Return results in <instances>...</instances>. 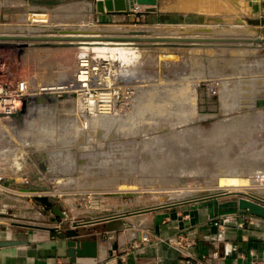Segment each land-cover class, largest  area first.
<instances>
[{"label":"rangeland","instance_id":"374dc122","mask_svg":"<svg viewBox=\"0 0 264 264\" xmlns=\"http://www.w3.org/2000/svg\"><path fill=\"white\" fill-rule=\"evenodd\" d=\"M96 1L0 0V34L8 31L32 38L42 35L45 28H114L153 31L159 38H172L177 33L184 38L205 35L216 39L198 45L141 41L137 45L138 59L131 64L70 43L0 41L3 82L25 81L32 91L63 85V97L39 98L16 116L0 117V223L14 227L53 224V210L36 202L27 187L46 188L42 175L36 179L30 176L39 162L35 163L33 156L58 152L54 144L58 139L63 141V203L75 205L68 208L73 210L69 218L75 225L89 224L101 216V210L93 208L98 200L105 201L108 210L125 207L127 212L183 207L200 198L239 201L248 192L264 193L258 187L264 181V107H254L264 94L260 87L264 81V0H209L213 4L209 12L199 9L208 0H194V7L189 6L192 0H158L156 7L137 6L135 2L128 12L137 17L117 24L102 20L107 19L102 18L106 14L97 13ZM36 10L47 15L40 17L46 22L32 21L31 14ZM220 30L231 35L232 31H250L251 36L235 35L237 32L234 37L229 33L226 36ZM255 38L262 42L256 44ZM83 62L87 68H82ZM82 70L92 73L95 80L107 81L106 87L119 93L114 96L116 107L108 115L124 121L133 117L128 121L133 125L122 136L108 138L118 131L96 127L94 121L96 115L107 114L94 116L84 108L86 102L78 89ZM246 84H253L254 90L243 95ZM225 90L230 93L228 101H223ZM229 105L232 108L224 111L223 107ZM139 106L148 112L134 118ZM241 118H249L251 123L228 128ZM236 166L240 174L237 176V172L236 177L244 188L233 192L228 187L216 188L222 178H230L229 170ZM51 199L55 203L60 200ZM174 204L177 206H171ZM108 215L103 212L102 216ZM69 224L65 222L63 228Z\"/></svg>","mask_w":264,"mask_h":264},{"label":"crops","instance_id":"0c3cea01","mask_svg":"<svg viewBox=\"0 0 264 264\" xmlns=\"http://www.w3.org/2000/svg\"><path fill=\"white\" fill-rule=\"evenodd\" d=\"M135 17L129 12L106 14L102 18L107 19L102 20L117 24ZM57 141L54 144L60 149L58 152L46 151L47 167L42 171L35 165L30 176H43L45 194L60 199L55 206L61 207L65 217L52 209V225L14 227L0 223V241L18 243L0 248V264H264V219L240 214L239 201L233 198L201 200L107 222L102 221L106 217L103 212L112 216L117 211L106 209L105 201L98 200L93 208H99L101 216L89 224L73 227L69 218L73 210L68 208L75 205L63 203V141ZM124 210L121 207L119 211ZM68 221L70 226L64 229ZM217 222L221 229L215 225ZM70 230L77 231L78 237L68 234ZM144 235L150 242H142ZM183 235L195 240L196 245L190 250L193 258L166 242ZM72 241L97 242V257L89 256L90 247L71 256V251H77L69 247Z\"/></svg>","mask_w":264,"mask_h":264},{"label":"bare ground","instance_id":"6f19581e","mask_svg":"<svg viewBox=\"0 0 264 264\" xmlns=\"http://www.w3.org/2000/svg\"><path fill=\"white\" fill-rule=\"evenodd\" d=\"M136 2V4H138L137 6H140L141 4H139V3H137V1H135ZM211 2V1H210ZM210 2H209V0H208V2H203V5H201V7L199 8L200 10H203V11H212L213 10V8H212V6H213V4H212V2H211V4H210ZM196 4H195V2H194V0H192L191 1V4L189 5L190 7L192 6V7H194ZM135 6V5H134ZM135 8V7H134ZM222 10V9H221ZM215 11V10H214ZM43 12V11H42ZM215 12H217V11H215ZM32 16H33V18H32V21H40L41 23L43 22L44 23V21L46 22V19H44L45 18V16H47L45 13H41L40 11H35V12H32V14H31ZM44 17V18H40V17ZM35 17V18H34ZM36 17H39V18H36ZM29 18V17H28ZM41 30H43V29H41ZM185 30V29H184ZM188 30V29H187ZM150 31V30H149ZM221 31V33H222V35H226L227 36V33H229L230 34V36H232L233 34H235L236 32V34L235 35H239L240 33L242 34L243 33V35H245V36H251L250 34H248V33H250V31H248V32H245V31H240V32H238V31H232V35H231V33H230V31H226V30H220ZM219 31V32H220ZM8 31H2L1 32V34H0V37H28V36H20V35H18V36H16V35H14V34H8L7 33ZM22 32V31H21ZM40 32V31H39ZM42 33V35H38V36H35V37H39L41 40H45L44 41V43H51V42H55V43H57V44H64V45H66L67 43H70V44H72V45H79V46H81L80 48L81 49H83V50H93V52H97V54H98V56H102V57H107V56H109V57H111L113 60L115 59L116 60V58L117 59H119V60H121V61H123V62H125V63H129V64H131L135 59H138L137 57H138V52H139V50H140V48L139 47H137V45H141V41H145V43H147L146 41H149L150 39H158L159 37H154V35H153V31H150V32H148L149 33V35H142V34H139L140 32H143L142 30H122V29H114V28H112V29H110V28H108V29H96V30H55L54 31V29L53 30H46V28H45V30H43V31H41ZM155 32V31H154ZM167 32V35L170 33L169 31H166ZM169 32V33H168ZM218 31H216L215 33H217ZM16 33H18V32H16ZM157 34L159 33V32H156ZM214 33V32H213ZM212 33V34H213ZM215 33L213 34V35H215ZM155 34V33H154ZM156 34V35H157ZM160 34H161V32H160ZM163 34H164V30H163ZM166 34V33H165ZM165 34H164V36H165ZM205 34V33H204ZM203 34V35H204ZM209 34H210V32H209ZM211 34V35H212ZM32 35V34H31ZM153 35V36H152ZM159 35V34H158ZM173 34H171V36H172ZM175 35H177V33L175 34ZM174 35V36H175ZM179 35V34H178ZM173 36L171 39H193V40H200V41H203V40H214V39H216V36L215 37H213V39H212V37L211 38H209V36H208V38H207V36H201V38H199V37H195V36H193L192 38H187V36H186V38H184V37H182V36ZM201 35H202V33H201ZM212 35V36H213ZM33 36V37H34ZM169 36V35H168ZM197 36V35H196ZM218 36H220L219 34H218ZM229 36V37H230ZM167 37V36H166ZM224 37V36H223ZM233 37H234V35H233ZM236 37V36H235ZM238 37V36H237ZM242 37V36H241ZM244 37V36H243ZM246 37V38H247ZM160 38H162V36H160ZM164 38V37H163ZM168 38V37H167ZM170 38V37H169ZM220 39L222 38V37H219ZM218 38V39H219ZM225 38V37H224ZM249 38V37H248ZM228 39V38H227ZM229 39H232V38H229ZM237 39V38H236ZM235 39V40H236ZM19 40V42L20 41H25V40H22V39H18ZM246 40H248V39H242V40H240V41H246ZM258 40H260L259 38H255V41H256V44H257V41ZM14 41V40H13ZM238 41H239V37H238ZM250 41V40H249ZM248 41V42H249ZM252 41H253V39H252ZM15 42H16V40H15ZM212 42H214V41H212ZM212 42H204V43H212ZM149 43V42H148ZM151 43H153V42H151ZM144 44V43H143ZM156 44V43H155ZM197 45L198 44H200V43H196ZM253 44V43H252ZM68 45V44H67ZM194 45V44H193ZM216 45V44H215ZM241 51V50H240ZM83 55H85L84 53L82 54V57H84ZM139 57H140V55H139ZM260 64V63H259ZM262 68V67H261ZM264 68H262V70H263ZM258 70V69H257ZM260 71V70H259ZM112 77V76H111ZM249 84V83H248ZM254 84V83H253ZM250 85V86H248L247 84H246V88H245V86H244V89H245V91H244V89H243V91H241V96H242V92H243V95H245V94H247V90H249L250 89V91H252V89L254 90V85H256L257 86V84H254V85ZM70 85V84H69ZM264 81H263V83H261V88L263 87L264 88ZM51 86V85H50ZM242 86V85H241ZM259 87V86H258ZM257 88V87H256ZM73 89V88H72ZM241 89V88H240ZM226 91V90H225ZM228 91V90H227ZM227 91L225 92V94L223 93V96H225V97H223V101H228L229 99H231V98H229L230 97V93H227ZM247 91V92H246ZM229 92V91H228ZM237 93V92H236ZM250 93V92H249ZM238 94V93H237ZM140 97V96H139ZM229 98V99H228ZM144 100V99H143ZM142 100V101H143ZM245 100V99H244ZM139 101V100H138ZM242 102V101H241ZM245 102V101H244ZM255 102V101H254ZM141 103V102H140ZM228 103V102H227ZM145 104V103H144ZM252 104H254V103H252ZM144 106V105H143ZM156 108V107H155ZM154 108V109H155ZM232 108V106L231 105H229V106H224L223 107V110L224 111H226V112H228L230 109ZM148 109H142L140 106L138 107V109L136 108L135 109V112L133 113V116H134V118H142V117H144V116H146V113L148 112L147 111ZM151 110V109H150ZM156 110H157V108H156ZM166 110V109H165ZM155 111V110H154ZM167 111V110H166ZM159 112V111H158ZM161 112V111H160ZM163 112V111H162ZM165 112V111H164ZM173 112V111H172ZM151 113V112H150ZM95 116V115H94ZM154 116V115H153ZM246 117H248V116H246ZM133 117H128L127 119H125V121H124V119L122 120L121 118H116V117H113V116H109L108 114L107 115H105V116H101V117H99V116H97L96 115V117L94 118L95 120V125H96V127H99V128H108L107 130H109V129H116V131H118V133L119 134H117L116 136H108V138H114V137H119V136H122L123 135V133H125V131H126V129H127V127H129V126H131V125H133V123H128V121H132L133 119H132ZM146 118V117H145ZM154 118V117H153ZM152 118V119H153ZM239 118V117H238ZM155 119V118H154ZM127 123V124H126ZM249 123H251V120L249 119V118H241V119H237V120H234V122L232 121V123H231V125H227L228 126V128H229V126L230 127H232V128H237V127H239V125H243L244 127L246 126V125H248ZM98 128V129H99ZM231 128V129H232ZM105 129V130H106ZM222 129V131H223V129L224 128H221ZM221 129H220V131L219 132H222L221 131ZM227 129V127L225 126V129L224 130H226ZM97 130V129H96ZM120 130H122V131H120ZM237 130V129H236ZM113 132V131H112ZM97 133V132H96ZM100 133V132H99ZM176 134V133H175ZM99 136H100V134H98ZM102 135V134H101ZM104 136V135H103ZM173 136V135H172ZM105 138H106V136H105ZM110 138V139H111ZM99 139V138H98ZM175 138H173V140H174ZM177 139V138H176ZM183 139V138H182ZM101 139H99V141H100ZM166 140V139H165ZM178 140H179V138H178ZM102 141V140H101ZM105 141H106V139H105ZM108 141V140H107ZM218 141V140H217ZM217 141H215V142H217ZM167 142V141H166ZM158 143V142H157ZM156 143V144H157ZM177 144V143H176ZM182 144V143H181ZM216 144V143H215ZM163 145H164V142H163ZM167 145V144H166ZM174 145V144H173ZM212 145V144H211ZM158 146V145H157ZM179 146V145H178ZM168 147V146H167ZM171 146H169L168 148H170ZM174 147H176V146H174ZM180 147V146H179ZM181 147H182V145H181ZM188 147L189 146H187V149H188ZM190 147H192V146H190ZM212 147V146H211ZM152 148H154V147H152ZM162 148V147H161ZM151 149V148H150ZM173 149V148H172ZM181 149H184V147L183 148H180V150ZM190 149V148H189ZM205 149V148H204ZM203 149V150H204ZM215 149V148H214ZM159 150V149H158ZM179 150V151H180ZM182 151V150H181ZM184 151H186V150H184ZM205 151H207V150H205ZM172 152H173V150H172ZM188 151H186V153H187ZM198 152H199V149H198ZM213 152V151H212ZM211 151L209 152V153H212ZM214 153V152H213ZM171 154V153H170ZM174 154V153H173ZM172 154V155H173ZM176 155H177V153H175ZM171 155V156H172ZM180 155H181V153H180ZM183 155H184V153H183ZM183 155H182V157H183ZM213 155V154H212ZM219 155V154H218ZM221 155V154H220ZM255 154L254 153H252V157L254 156ZM155 156V155H154ZM158 156V155H157ZM169 156V155H168ZM178 156V155H177ZM185 156V155H184ZM192 156V155H191ZM195 156H197V155H195ZM203 156V155H202ZM257 156H259L258 154H257ZM218 157V156H217ZM179 158V157H178ZM201 158V157H200ZM212 158H213V156H212ZM158 159V158H157ZM161 159V158H160ZM163 159V158H162ZM166 159H167V157H166ZM171 159V158H170ZM151 160V159H150ZM165 160V159H164ZM179 160V159H178ZM240 160V159H239ZM192 161V160H191ZM199 161V160H198ZM209 161V160H208ZM220 161V160H219ZM238 161V160H237ZM150 162V161H149ZM210 162V161H209ZM208 162V163H209ZM212 162V161H211ZM235 162H236V160H235ZM239 162V161H238ZM196 163V162H195ZM231 164V163H230ZM233 164V163H232ZM231 164V165H232ZM239 164H240V162H239ZM210 165H211V163H210ZM223 165V164H222ZM158 166V165H157ZM209 166V165H208ZM215 167V166H214ZM225 167V166H224ZM238 167H241L240 165L238 166ZM237 166H236V169H231V170H229V173H231V174H228V175H231L230 176V178H228V179H221V178H219V179H221L219 182H218V184H217V186H216V188H222V187H228L229 189H231L230 191H232V190H237V189H241V187H243L244 188V186L243 185H241L242 183H240V181H239V179L236 177V173L238 172V175L237 176H239L240 174H239V171H237L239 168H238ZM244 167V166H243ZM206 168H208V167H206ZM217 168V167H216ZM226 168V167H225ZM229 168V167H228ZM238 168V169H237ZM135 169V168H134ZM195 169V168H194ZM199 169V168H198ZM201 169V168H200ZM212 169H213V167H212ZM224 169V168H223ZM193 170V169H192ZM204 170H206L205 168H203V171ZM218 171H220V170H218ZM195 172H196V170H195ZM216 172V171H215ZM221 172V171H220ZM222 172H223V170H222ZM208 173V172H207ZM225 173V172H224ZM227 174H225V175H227ZM251 174H253L252 172H251ZM251 174H249V175H251ZM216 175V174H215ZM222 175V174H221ZM243 175V174H242ZM211 176H213V175H211ZM220 176V175H219ZM217 177V176H216ZM221 177V176H220ZM218 178V177H217ZM94 180V179H93ZM212 180V179H211ZM241 181L243 180V179H240ZM244 181V180H243ZM211 183V182H210ZM250 183H253L252 181L250 182ZM245 184V183H244ZM248 184V183H247ZM246 184V185H247ZM215 185V184H214ZM255 185V184H254ZM248 186V185H247ZM246 186V187H247ZM255 187H257V186H254V188ZM214 188V187H213ZM249 188V187H248ZM187 189V188H186ZM234 191V192H235ZM233 192V191H232ZM256 194H257V192H256ZM119 210H121V208H119Z\"/></svg>","mask_w":264,"mask_h":264},{"label":"built area","instance_id":"2783aa9c","mask_svg":"<svg viewBox=\"0 0 264 264\" xmlns=\"http://www.w3.org/2000/svg\"><path fill=\"white\" fill-rule=\"evenodd\" d=\"M85 63L86 62H83L82 68H87ZM95 71H97V69H95ZM2 78V74L0 73V117L5 119L18 115L23 108L33 105L36 99H45L51 96L63 97L62 84L45 86L40 90L32 91L29 84L25 81H17L14 84L6 81L3 82ZM106 82L107 81H98V79L95 80L92 73H89L88 71L82 70L79 75L78 89L80 90V93L82 92L79 95L82 96V98L84 97L86 103L83 106L91 115L96 113L110 114V112L116 107L114 96H119V93L106 87ZM26 182L29 183L28 181ZM258 187H261L264 190V181L263 183H260ZM253 201L264 206V196H256ZM72 225L73 227L78 226L75 225V223ZM215 225L219 226L221 229V225L218 222L215 223ZM141 240L144 243L150 242V238L146 235L142 236ZM166 242L183 253L186 257L193 258L190 250L196 244L195 240L188 237V235L171 238Z\"/></svg>","mask_w":264,"mask_h":264},{"label":"water","instance_id":"95a60500","mask_svg":"<svg viewBox=\"0 0 264 264\" xmlns=\"http://www.w3.org/2000/svg\"><path fill=\"white\" fill-rule=\"evenodd\" d=\"M135 1H137V3L141 4V5H147V6H152V7H156L158 5V0H97L95 3L96 6V11L98 14L100 15H105V14H116V15H121V14H127L128 10L133 9V5L135 3ZM139 34L142 35H148V32H140ZM188 38V37H187ZM18 39H22L25 41H39V42H44L45 40H41L39 37H0V41H13V40H18ZM215 40H193V39H171V38H158V39H150L147 42H153V43H186V44H196V43H204V42H212ZM258 43H261L262 40H258ZM49 44V43H47ZM254 107L256 108H260V107H264V94L261 96V98L257 99L255 102ZM253 107V108H254ZM47 153H38L37 155L33 156L34 162L35 161H39V162H35L39 168L43 171L46 167H47ZM42 160V162H40ZM22 186H19V188ZM27 189H29L31 194H34V199L36 202L40 203L41 205L49 208V209H53L54 212L59 215L60 217L64 218L65 214L63 212H61V207L60 206H55V202L53 199H51L48 195L45 194L44 190H39L35 187H27ZM250 194L245 195L244 198L240 199L238 202V207H239V211L240 214L242 215H250L252 217H258L261 219H264V206L260 205L256 202L253 201V199H255L256 196H264V193H262L261 195H257L254 192H249ZM204 200V198H200V199H196L193 200L192 202H197V201H201ZM171 206H177V204L175 205H171ZM170 206V207H171ZM164 208H168L167 206H161V207H153V208H147V209H143L141 211H127V212H120L117 208V214H114L112 216H106L103 218L102 221H108L110 219H116V218H120V217H126V216H134V215H138L141 213H147V212H152L155 211L157 209H164ZM83 224L78 225L79 227L82 226ZM70 235H72V237H78V232L73 230V231H69ZM18 243L16 242H5V241H0V248L3 247H11L14 245H17ZM90 244V245H89ZM69 247L72 250L77 249V251H71V256H75L77 253L80 254V251L90 247L92 248V253L91 257H97V249H98V244L97 242H85V243H81L78 241H72L69 244Z\"/></svg>","mask_w":264,"mask_h":264}]
</instances>
